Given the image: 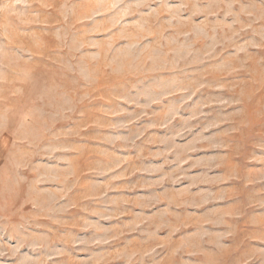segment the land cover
<instances>
[{"label": "rangeland", "instance_id": "1", "mask_svg": "<svg viewBox=\"0 0 264 264\" xmlns=\"http://www.w3.org/2000/svg\"><path fill=\"white\" fill-rule=\"evenodd\" d=\"M222 168L264 204V0H0V264H264L156 193Z\"/></svg>", "mask_w": 264, "mask_h": 264}, {"label": "crops", "instance_id": "2", "mask_svg": "<svg viewBox=\"0 0 264 264\" xmlns=\"http://www.w3.org/2000/svg\"><path fill=\"white\" fill-rule=\"evenodd\" d=\"M232 173L231 170L226 168L220 169L217 173H211L205 169L190 174L194 187L184 185L185 187L180 189L175 188V191H173L174 185L171 184L170 178H166L162 183L163 186L159 187L156 193L158 196L162 194L169 195L168 199L163 198L162 200V198H159L163 204H187L190 208L200 210L202 220H196L193 224L195 226L220 224L221 229L219 232L223 237L228 236L229 242L232 241L230 236L233 235V238H235L237 233L244 232H256L259 235L258 237H250V239H264V236H262L264 235V204L261 207H257L259 204H245L238 192H233V190H241L240 188H243V185L253 182L255 179ZM193 176H201L203 180H199V177L193 178ZM248 185L250 184L246 186ZM183 188H187L190 194L187 191V196L181 195ZM173 193H179L178 198L172 197ZM255 207L257 210H254ZM207 217L222 218L215 220Z\"/></svg>", "mask_w": 264, "mask_h": 264}]
</instances>
